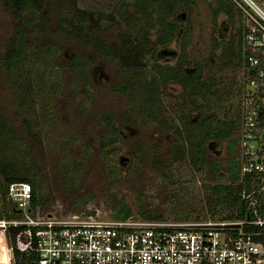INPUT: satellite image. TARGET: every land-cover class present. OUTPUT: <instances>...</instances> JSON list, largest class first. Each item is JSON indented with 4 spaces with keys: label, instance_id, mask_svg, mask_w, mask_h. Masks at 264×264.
Masks as SVG:
<instances>
[{
    "label": "rangeland",
    "instance_id": "1",
    "mask_svg": "<svg viewBox=\"0 0 264 264\" xmlns=\"http://www.w3.org/2000/svg\"><path fill=\"white\" fill-rule=\"evenodd\" d=\"M195 1L189 17L186 10L179 11L182 18L176 21L178 34L167 47L174 54L164 55L157 62L163 69L174 67L186 45L184 67L190 73L197 64L202 66L208 62L209 67L202 68L204 78H209L213 84L211 90L216 95L199 99L197 103L204 105L203 110L189 114V108L182 105L181 87L164 85L161 87V119L185 115L195 120L201 114H215L221 121L228 119L235 111L236 91L241 76L238 60L233 57L230 66L222 67L218 59L222 57V52L215 50L214 42L229 38L237 22L235 20L234 25H228L227 17L223 14L215 19L211 9L214 8L213 0ZM66 5V2L61 5L55 2L45 9L51 26L47 40H51L59 52L55 64L66 71L63 92L50 106L56 115L54 128L48 132L42 131L40 146L36 144V137H23L18 130L21 144L31 148V162L38 172L37 182L42 190L39 196L43 202L37 208L42 212H58L63 217L100 210L104 218L115 219V212L121 205L130 208L131 216L141 219L154 220L153 216L162 215L164 220L177 222L183 221L186 216H205L202 207L206 193L212 191L218 174L226 175V166L235 155V150L231 153L227 147L235 136L229 135L219 148H215V144L204 147L206 159L200 172L193 173L187 163V154L184 156L186 158L176 160L174 148L180 145V141L174 132L164 131L156 121L142 118L128 98L112 91L120 78L117 60L93 53L86 45L56 31L57 21L63 9L68 7ZM78 6L84 10H88L89 6L108 9L110 4H92L82 0ZM173 19L176 20V16ZM15 25L11 14L5 12L0 4V47L7 43ZM84 25L110 47L119 46L120 37L132 36L117 23H105L99 27L92 16ZM187 29L190 34L183 40V33ZM36 42L35 37L33 44ZM84 54L92 60L82 74L88 92L87 95L74 97L72 90L75 86L81 87L82 80L77 76L72 77L74 73L63 66L68 64L70 56ZM147 61V71L141 72H147V78H150L155 60L149 57ZM74 80L75 85L72 84ZM10 101L11 97L4 88V93L0 94L2 112H10ZM102 112H108L115 127L121 128L123 139L114 145L115 148L109 146L101 150L97 146L98 136L105 132L100 120ZM10 118L13 126L18 123L14 117ZM111 148L116 149L115 152L106 156L105 151L113 150ZM155 158L162 161V169H157L153 162Z\"/></svg>",
    "mask_w": 264,
    "mask_h": 264
},
{
    "label": "trees",
    "instance_id": "2",
    "mask_svg": "<svg viewBox=\"0 0 264 264\" xmlns=\"http://www.w3.org/2000/svg\"><path fill=\"white\" fill-rule=\"evenodd\" d=\"M79 1L82 0H45V2L44 0H0L2 9L11 14L16 24L7 43L0 47V94L4 93L6 88L11 97L10 112L6 114L7 112L0 110V219L19 216L10 208L6 199L7 188L12 183L23 182L30 185L33 208L43 202L39 196L42 190L37 182L38 172L31 162V148L21 144L18 130L22 132L23 137L31 139L36 137L38 140L36 144L40 146L42 131L48 132L55 125L56 115L53 114L50 106L63 92V76L66 74L65 70H61V66L55 64L59 55L57 47L51 40H47V32L51 26L47 20L46 10L55 2L59 5L66 2L68 6L63 9L57 21L56 31L86 45L95 53L117 60L120 78L112 87V91L128 98L142 118L156 121L159 128L164 131L174 132L180 141V145L174 148V158L176 160L186 158L184 156L187 154V163L193 173L200 172L205 162V146L215 144V148H219L229 135L240 137L241 102L248 77L243 47L244 35L248 29L242 12L236 4L238 0H213L214 8H211L215 19L223 14L227 17L228 25H234L235 20L237 22L236 27H232L234 31L229 38L214 42L215 50L219 49L222 52V57L218 58L221 60L220 65L230 66L235 57L241 75L236 91L235 111L228 119L221 121L215 114H201L197 121L185 115L161 119V87L164 85L181 87L182 105L189 108V114L203 110L204 105L197 103L199 99L216 95L211 90L213 84L209 78H204L203 69L209 67L208 62L202 66L197 64L190 73L185 69L186 45L174 67L163 69L157 62V59L163 58L164 55L174 54L169 52L167 47L178 34L176 21L182 18L179 11L186 10L189 17L195 0H87L92 4L101 2L110 4L108 9L89 6L88 10L81 9L78 6ZM89 16L98 22L99 27L105 23H117L132 36L120 37L119 46H106L84 25L88 22ZM175 16L176 20L173 19ZM214 25H216L215 20ZM189 34V29L184 31L183 40ZM35 37L37 42L33 44ZM85 56V54L70 56L68 64L63 66L67 71L69 69L72 74L74 73L72 77L77 76L82 80L81 87L75 86L72 90L74 97L87 95L88 92L85 90L86 83L82 74L92 60ZM149 57H152L155 63L154 71L151 72L153 75L147 78V72L143 73L141 70L147 71ZM72 84L75 85L76 80ZM10 117H14L18 123L13 126ZM100 120L105 132L98 136L97 146L105 150L109 146L118 145L121 137L111 115L102 112ZM115 150L108 149L103 153L107 156ZM155 159V163L160 161L159 158ZM225 173L226 175L222 173L217 175V183L212 186V191L206 193L202 207L205 216L200 218L186 216L183 221L205 218L227 221L243 217L244 204L239 197L242 184L238 182V170L229 168ZM130 216V208L121 205L115 212L114 218L123 220ZM153 217L154 220L165 219L162 215ZM32 258V255L15 252L14 264H34Z\"/></svg>",
    "mask_w": 264,
    "mask_h": 264
},
{
    "label": "built area",
    "instance_id": "3",
    "mask_svg": "<svg viewBox=\"0 0 264 264\" xmlns=\"http://www.w3.org/2000/svg\"><path fill=\"white\" fill-rule=\"evenodd\" d=\"M236 4L248 29L238 138L243 217L116 220L100 210L63 217L33 208L30 185L17 182L8 186L6 199L19 216L0 219L5 264H14L15 252L32 255L34 264H264V0Z\"/></svg>",
    "mask_w": 264,
    "mask_h": 264
},
{
    "label": "flooded vegetation",
    "instance_id": "4",
    "mask_svg": "<svg viewBox=\"0 0 264 264\" xmlns=\"http://www.w3.org/2000/svg\"><path fill=\"white\" fill-rule=\"evenodd\" d=\"M131 38V37H130ZM93 53H95L93 50H91ZM98 54V53H97ZM152 58V57H151ZM186 69V68H185ZM199 118V116H196L193 121H197ZM127 126H131V124H125ZM119 133H120V137L123 139L122 137V133H121V128H119ZM229 152H233V149L235 150V155L233 156V159H230L227 166H226V170H228L229 168H233V170H238L239 168V158H240V142L238 138L233 139L230 144L227 147ZM160 160V159H159ZM154 164L156 165V167H158L157 169H162L161 168V163L162 161H158L156 162V159L153 160Z\"/></svg>",
    "mask_w": 264,
    "mask_h": 264
},
{
    "label": "bare ground",
    "instance_id": "5",
    "mask_svg": "<svg viewBox=\"0 0 264 264\" xmlns=\"http://www.w3.org/2000/svg\"><path fill=\"white\" fill-rule=\"evenodd\" d=\"M3 262L5 264L6 262V258L3 255H0V262Z\"/></svg>",
    "mask_w": 264,
    "mask_h": 264
},
{
    "label": "water",
    "instance_id": "6",
    "mask_svg": "<svg viewBox=\"0 0 264 264\" xmlns=\"http://www.w3.org/2000/svg\"><path fill=\"white\" fill-rule=\"evenodd\" d=\"M16 212H18V213H19L20 211H16ZM29 212H30V210H28V213H29Z\"/></svg>",
    "mask_w": 264,
    "mask_h": 264
}]
</instances>
